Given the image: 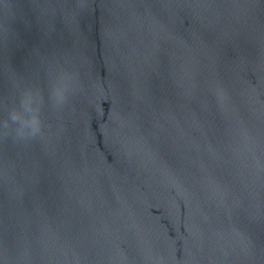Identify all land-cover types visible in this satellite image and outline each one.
Wrapping results in <instances>:
<instances>
[{
  "label": "water",
  "instance_id": "1",
  "mask_svg": "<svg viewBox=\"0 0 264 264\" xmlns=\"http://www.w3.org/2000/svg\"><path fill=\"white\" fill-rule=\"evenodd\" d=\"M0 264H264V0H0Z\"/></svg>",
  "mask_w": 264,
  "mask_h": 264
}]
</instances>
